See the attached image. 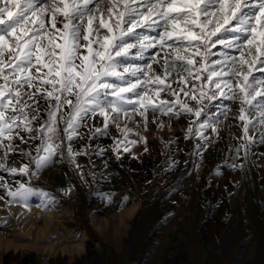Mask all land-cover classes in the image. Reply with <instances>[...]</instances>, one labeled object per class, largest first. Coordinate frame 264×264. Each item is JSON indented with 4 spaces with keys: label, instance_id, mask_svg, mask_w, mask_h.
<instances>
[{
    "label": "snow or ice",
    "instance_id": "obj_1",
    "mask_svg": "<svg viewBox=\"0 0 264 264\" xmlns=\"http://www.w3.org/2000/svg\"><path fill=\"white\" fill-rule=\"evenodd\" d=\"M224 101L239 103L235 151L247 157L264 146V0H0V170L27 177L13 188L0 176L8 204L28 208L30 197H48L31 181L58 155L79 169L76 157L87 152L72 143L84 134L102 137L115 126L123 134L115 151L129 152L133 129L120 119L139 117L147 128L149 112L153 122L190 115L186 138L202 142L193 145L202 156L205 133L219 139L231 111ZM96 117L100 128L86 123ZM17 140L28 148L16 153ZM16 155L28 162L9 167Z\"/></svg>",
    "mask_w": 264,
    "mask_h": 264
},
{
    "label": "rangeland",
    "instance_id": "obj_2",
    "mask_svg": "<svg viewBox=\"0 0 264 264\" xmlns=\"http://www.w3.org/2000/svg\"><path fill=\"white\" fill-rule=\"evenodd\" d=\"M219 50V45L212 49ZM161 99L172 97L162 93ZM224 103L231 111L218 124L220 138L209 129L205 135L211 142L202 156L193 149L202 142L186 138L194 117H173L174 127L162 134L150 128L149 112L147 128L138 123L139 117L137 123L117 121L120 128L127 123L133 129L127 139L136 143L127 145L129 152L115 151L123 134L112 125L116 131L111 134L108 129L106 136L112 141L107 158L95 150L97 137L84 134L73 141V151L87 152L76 157L80 168H74L66 154L55 157L31 181L33 188L49 196L30 197L28 208L8 204L10 198L0 189L4 197L0 200V264H15L6 258L14 250L28 257L18 264H264V160L256 157L257 152L264 153V146L253 145L247 157L243 151L237 156L242 135L241 122L235 118L239 103ZM189 106L195 108V101ZM99 118L97 128L103 126ZM97 119L86 123L96 127ZM60 135L63 139L62 125ZM106 136H98L101 146L106 145ZM15 143L16 153L28 148L19 140ZM27 162V157L16 155L8 165L19 168ZM111 168L117 170L115 179L106 180L104 174ZM0 176L13 188L14 181H27L2 170ZM68 188L79 195L65 194ZM42 198L52 212L51 220L45 219L43 211H30L40 206Z\"/></svg>",
    "mask_w": 264,
    "mask_h": 264
},
{
    "label": "bare ground",
    "instance_id": "obj_3",
    "mask_svg": "<svg viewBox=\"0 0 264 264\" xmlns=\"http://www.w3.org/2000/svg\"><path fill=\"white\" fill-rule=\"evenodd\" d=\"M153 117V116H152ZM101 119L98 117V119L96 120V127L98 126V121H100ZM163 121L164 122V127L161 128V127H158V124L160 121ZM150 121V120H148ZM177 121H175L173 118H169L167 116H160L159 119L156 121V122H153V119L151 121V125H150V128L151 129H154V130H160V133L163 134V132H165L166 134L170 133V130L174 127V126H171L172 124L176 123ZM109 129H111V134L115 133L116 129L114 127H112L110 125ZM106 136V135H105ZM104 137V136H103ZM100 139V138H99ZM104 140V138L102 139ZM95 141V140H94ZM98 137L96 138V142L94 143L95 145V150H100L102 148H104V151H103V155L106 156V158L108 157L110 151L109 148L111 147V138L106 136L105 137V141H106V145L105 146H101L99 143H98ZM102 142V141H101ZM102 144V143H101ZM104 144V143H103ZM111 150V149H110ZM112 152V151H111ZM255 153V152H254ZM261 152H257V155L256 157L258 159H262L264 160V155H260ZM117 172V170H115L114 168H111L109 170H107V172L104 174V177L103 178H106V180H112V179H115V175L114 173ZM119 173V172H118ZM120 174V173H119ZM118 180V178H117ZM72 195H74L75 197H77L79 195V192L76 190V189H72L71 192H70ZM41 196V195H40ZM39 202V201H38ZM32 203V201L30 202ZM44 204H45V199L42 198L40 200V206L38 205H34L30 211H33V212H36V213H39L41 211L44 212V216H45V219L46 220H51V217H52V212L51 210H46V208L44 207ZM41 207V208H39ZM45 208V209H44ZM49 224V223H48ZM240 233V232H239ZM260 240V239H259ZM255 241V240H253ZM255 245V244H254ZM83 246V245H82ZM90 247V246H89ZM91 249V248H90ZM258 252V251H257ZM93 253V252H92ZM8 260L10 261H15V264H18V263H21L23 262V260H27L28 257H26L23 253H20L18 254L17 252H15V250L13 252H11L10 254H8V256L6 257ZM3 259V254L0 252V261ZM235 261L236 262H239V258H235ZM257 262V261H256ZM77 263V262H75ZM253 264V263H252Z\"/></svg>",
    "mask_w": 264,
    "mask_h": 264
}]
</instances>
